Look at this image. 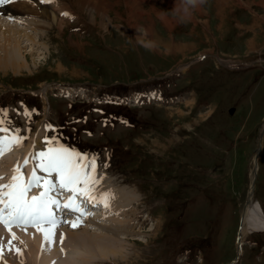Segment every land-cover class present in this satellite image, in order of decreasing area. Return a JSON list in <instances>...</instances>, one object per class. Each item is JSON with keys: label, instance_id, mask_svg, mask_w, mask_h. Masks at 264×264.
<instances>
[{"label": "rangeland", "instance_id": "obj_1", "mask_svg": "<svg viewBox=\"0 0 264 264\" xmlns=\"http://www.w3.org/2000/svg\"><path fill=\"white\" fill-rule=\"evenodd\" d=\"M67 2L63 32L47 27L35 51L26 38L18 70L0 64V127L36 153L71 146L136 188L138 240L105 264H264V231L242 232L254 181L264 210V0H206L184 24L177 0H144L141 14L112 0L108 18ZM35 14L11 22L27 29Z\"/></svg>", "mask_w": 264, "mask_h": 264}, {"label": "bare ground", "instance_id": "obj_2", "mask_svg": "<svg viewBox=\"0 0 264 264\" xmlns=\"http://www.w3.org/2000/svg\"><path fill=\"white\" fill-rule=\"evenodd\" d=\"M111 1L74 0V3L80 9V12L87 11L88 14L101 15L103 18H108L109 12L113 8ZM128 1L136 5L135 9L140 10L139 14L143 13L144 0ZM152 7L155 6L152 5ZM72 8L73 2L70 4L67 0H49V2H42V0H13L11 4L1 5L0 64L4 63L3 67H7L8 64L14 65L12 66L14 71L21 68L24 65V61H27V59H24L27 56L22 51V43L26 41V38L33 44V50L35 51L39 38H43L42 35L46 33L47 27H51L56 23L59 30L62 31L64 29L68 19H65V16V18H61L59 14L68 13V17L72 16V13L74 14ZM29 12L43 17L41 20L37 18L26 20L27 27L34 32H28V28L25 29V27L19 26V23L14 22V24L11 22L16 18L18 20L26 18L25 13ZM4 16L9 18V22L5 20ZM104 21L100 22L101 26L105 25ZM14 134L16 133L9 129L7 132H0V137L5 135L11 137ZM40 138V136L35 135L37 146L41 145V142H39ZM35 148L37 149H32L31 145L26 146L24 144L22 147L13 146L11 151L0 157V177H3V179H0V184L9 182L14 174L13 168L17 163L21 167L24 180L26 181V178L29 179L26 176L32 174L36 164L34 162V165L31 163L34 160L30 158L31 150H34L35 153L39 150L38 147ZM41 151L40 148L39 152ZM26 158L29 159L27 166L24 165ZM79 162L86 165L85 170L91 175V166L87 163L88 161L81 160ZM255 167L258 169V160L255 161ZM37 174L40 175L38 169ZM104 174L102 170L95 171V177L99 180V183L95 186L94 194L112 193L114 198L109 201L108 208H105L104 203L100 202L102 209L98 213L95 212L92 217L86 218L88 222L84 228H55L53 242L46 243L43 235L36 228L13 226L11 232L15 233L18 239H12L8 229L0 225V245L3 246V259L0 264H8V262L12 264H105L108 259L117 262L119 258H125L129 253L125 242L132 240L131 242L134 241L136 243L135 239L138 240L136 228L142 227L139 219L142 217L143 212L137 209L140 198L136 188H132L129 185L126 177L123 179L114 178L119 185L115 186L110 181H107L108 178ZM49 178L54 179V177ZM121 180L124 182H121ZM115 181L112 179L111 182L115 183ZM254 185L250 186L249 202L245 203L243 209L242 232L264 231V210L255 196ZM36 189L33 188L31 191ZM57 198H59L58 194ZM54 214L56 215L55 212ZM148 220L149 215L144 219V223ZM150 230H154V228L152 227ZM17 249H19V253L16 251Z\"/></svg>", "mask_w": 264, "mask_h": 264}, {"label": "snow or ice", "instance_id": "obj_3", "mask_svg": "<svg viewBox=\"0 0 264 264\" xmlns=\"http://www.w3.org/2000/svg\"><path fill=\"white\" fill-rule=\"evenodd\" d=\"M12 0H0V5L8 4ZM49 2V0H42ZM67 16L68 13H63ZM0 123H3L0 121ZM8 130L0 127V132ZM24 138L16 134L11 137L5 135L0 137V157L11 151L12 147H22ZM48 143V141H46ZM30 158L38 161L33 172L27 181L24 180L19 163L13 168V175L7 184H0V225L8 229L12 239H18L15 233L11 232L13 226L33 227L41 232L46 243L54 240V229L63 221L57 220L53 207L65 208L73 212L83 211L76 203V196L81 195L89 200L103 202L104 207H109V201L114 198L112 193H100L95 195V186L99 180L95 177L96 164L92 159L87 163L91 166V175L85 170L86 165L79 161L86 160L80 153L70 151L63 145L48 147L47 151L31 153ZM29 159L24 160L27 166ZM37 169L45 175H37ZM49 177H54L50 179ZM3 179V177H0ZM33 188H42L38 195L29 197L27 193ZM61 190L72 193L68 197V202L61 204L57 194ZM79 219V217H78ZM43 226V227H42ZM73 227H77L76 222H72ZM3 246L0 245V260ZM19 253V249L16 250Z\"/></svg>", "mask_w": 264, "mask_h": 264}, {"label": "clouds", "instance_id": "obj_4", "mask_svg": "<svg viewBox=\"0 0 264 264\" xmlns=\"http://www.w3.org/2000/svg\"><path fill=\"white\" fill-rule=\"evenodd\" d=\"M206 3V0H177L173 9V15L179 23H188L191 21L194 11ZM138 43L145 49L155 48V42L149 39L141 38Z\"/></svg>", "mask_w": 264, "mask_h": 264}, {"label": "water", "instance_id": "obj_5", "mask_svg": "<svg viewBox=\"0 0 264 264\" xmlns=\"http://www.w3.org/2000/svg\"><path fill=\"white\" fill-rule=\"evenodd\" d=\"M235 111V109L233 108V109H231V113H233ZM261 147H262V145L260 146V152H261ZM258 158H259V154H257V156H256V160H258ZM255 184V181L253 182V185ZM249 202V199L247 200V203ZM242 222H243V219H242ZM240 236H241V233H240Z\"/></svg>", "mask_w": 264, "mask_h": 264}]
</instances>
